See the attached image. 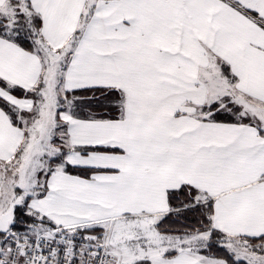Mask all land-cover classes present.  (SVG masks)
Listing matches in <instances>:
<instances>
[{"label": "snow or ice", "instance_id": "6c2138e0", "mask_svg": "<svg viewBox=\"0 0 264 264\" xmlns=\"http://www.w3.org/2000/svg\"><path fill=\"white\" fill-rule=\"evenodd\" d=\"M0 264H264V0H0Z\"/></svg>", "mask_w": 264, "mask_h": 264}]
</instances>
